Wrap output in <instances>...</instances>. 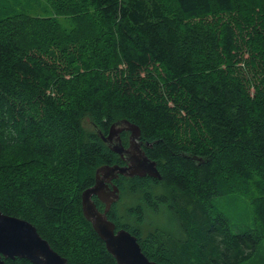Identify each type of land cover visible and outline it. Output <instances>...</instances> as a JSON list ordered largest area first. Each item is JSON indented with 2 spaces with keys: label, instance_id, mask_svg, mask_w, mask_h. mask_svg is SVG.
I'll return each instance as SVG.
<instances>
[{
  "label": "trees",
  "instance_id": "1",
  "mask_svg": "<svg viewBox=\"0 0 264 264\" xmlns=\"http://www.w3.org/2000/svg\"><path fill=\"white\" fill-rule=\"evenodd\" d=\"M46 1L73 29L0 19V212L67 264H117L82 195L123 165L101 135L128 121L162 180L119 178L117 229L157 264H264V0ZM242 37L250 60L236 68ZM235 182L254 197L246 222L220 203Z\"/></svg>",
  "mask_w": 264,
  "mask_h": 264
},
{
  "label": "water",
  "instance_id": "2",
  "mask_svg": "<svg viewBox=\"0 0 264 264\" xmlns=\"http://www.w3.org/2000/svg\"><path fill=\"white\" fill-rule=\"evenodd\" d=\"M124 132L131 134L129 148L122 144L121 134ZM140 137V129L128 121L112 125L107 137L101 135L108 147L127 162V165L99 168L96 172L95 185L82 195L85 218L92 224L117 264H157L150 261L142 252L137 237L124 229L118 230L116 224L108 218L112 206L120 200L119 188L114 186L111 189L108 185L113 180L121 176L162 180L157 163L149 159L142 149ZM94 197L105 204L104 212L98 210ZM16 258L26 259L32 264L68 263L66 258L53 250L30 222L0 212V264H6L5 259Z\"/></svg>",
  "mask_w": 264,
  "mask_h": 264
},
{
  "label": "rangeland",
  "instance_id": "3",
  "mask_svg": "<svg viewBox=\"0 0 264 264\" xmlns=\"http://www.w3.org/2000/svg\"><path fill=\"white\" fill-rule=\"evenodd\" d=\"M0 7L4 8L0 11V19L7 17V15L28 12L31 15L39 16L42 18H53L56 19L63 27L70 30L73 29L74 25L71 19L67 16H62L57 13L54 6L49 4L46 0H0ZM9 7H11L9 9ZM238 44H240V50L237 52L239 54V60L235 63L236 68H241L243 65L245 66V60H250V56L248 55L249 49L251 44L250 37H242L241 39L237 40ZM246 44L244 51L245 53L240 54L242 51L241 44ZM232 65V64H231ZM24 149L17 150L14 154L10 155L11 160H15L17 158H26L24 154ZM242 183H234L233 188L238 190L236 194H231L232 198H223L220 203L228 215V217L234 222H246L244 220L245 214L251 216L252 214V199L254 198L251 195L249 198L246 192L248 190L241 187ZM242 192L241 194H238ZM252 198V199H251ZM149 231V229H148ZM147 231V232H148Z\"/></svg>",
  "mask_w": 264,
  "mask_h": 264
},
{
  "label": "flooded vegetation",
  "instance_id": "4",
  "mask_svg": "<svg viewBox=\"0 0 264 264\" xmlns=\"http://www.w3.org/2000/svg\"><path fill=\"white\" fill-rule=\"evenodd\" d=\"M129 133V132H128ZM130 137H131V134L129 133V142H128V145L127 146H124L125 148H129L130 147ZM121 140H122V137H121ZM139 143L141 144V142H140V140H139ZM122 144H123V140H122ZM141 147H142V144H141ZM142 149H143V147H142ZM122 160V159H121ZM122 164L123 165H127V162H125V161H123L122 160ZM120 178V177H119ZM118 180L119 179H117V180H113V182L112 183H110V184H108L109 185V187L112 189L114 186H117V182H118ZM118 187V186H117ZM120 190V189H119ZM95 199H97L98 200V198H96V197H94V201H95ZM100 203H101V205H103V207H104V210H105V204H103L100 200H98Z\"/></svg>",
  "mask_w": 264,
  "mask_h": 264
}]
</instances>
